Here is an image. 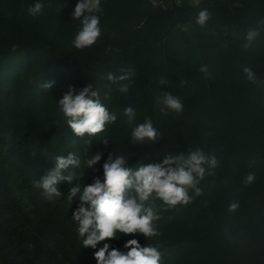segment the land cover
<instances>
[{
    "label": "trees",
    "instance_id": "obj_1",
    "mask_svg": "<svg viewBox=\"0 0 264 264\" xmlns=\"http://www.w3.org/2000/svg\"><path fill=\"white\" fill-rule=\"evenodd\" d=\"M36 2L0 0V264H97L94 252L104 243L127 252L131 239L155 247L161 264H264V60L244 49L248 30L264 35V0L173 10L148 0H100L101 12L92 14L101 34L84 49L72 45L82 27V18H73L78 0H39L44 7L33 18L27 7ZM204 9L210 18L201 26L196 20ZM186 24L194 29L190 40L170 49L168 39ZM122 70H131L129 79H107ZM49 81L51 89L41 87ZM88 84L116 119L78 137L58 101L69 86ZM165 92L180 98L181 112H161ZM127 107L135 111L131 122ZM146 117L158 138L133 142L132 131ZM198 149L217 161L203 165L200 195L188 189L191 201L175 207L155 194L143 202L159 217L152 221L157 235L118 233L96 249L83 246L73 220L79 194L67 201L71 187L79 184L82 192L96 178L103 182L110 158L123 157L136 170ZM69 152L81 164L63 173L74 175L72 183L61 182V196L49 200L34 184ZM96 153L101 159L88 167ZM132 197L135 187L126 188L124 198Z\"/></svg>",
    "mask_w": 264,
    "mask_h": 264
},
{
    "label": "clouds",
    "instance_id": "obj_2",
    "mask_svg": "<svg viewBox=\"0 0 264 264\" xmlns=\"http://www.w3.org/2000/svg\"><path fill=\"white\" fill-rule=\"evenodd\" d=\"M193 4L198 6L200 0H193ZM43 4L37 0L34 4H29L27 13L29 16L37 17L43 9ZM101 12L100 0H78L75 5L73 18L81 19V29L72 40V45L76 49L87 48L100 37L99 16L92 13ZM85 13H89L85 15ZM210 18L206 9L198 13L196 23L203 26ZM255 29L248 30L244 47L250 46L257 37ZM123 75L116 76L108 74L107 79L112 83L124 81L132 75L131 70H122ZM200 71L207 73L206 66H201ZM244 72L249 80L254 79L251 69L245 68ZM54 81L45 82L41 85L44 89H51ZM165 84L164 79L160 80ZM120 91L127 93L126 85L121 86ZM162 105L161 112L168 110L181 112L183 109L179 97L165 92L158 98ZM60 111L67 119L68 126L72 132L82 137L85 133L95 135L104 130L106 122L114 121L115 115H110L106 107L100 103L98 93L93 91L92 85L88 84L77 90L69 86L68 90L58 101ZM124 114L131 122L135 117L132 107H127ZM133 142L155 141L158 138L156 129L152 126L150 118H145L143 124L138 125L132 131ZM107 145L108 141H104ZM101 153H96L86 161L88 167H93L101 159ZM81 164L80 157L72 152L55 157V164L46 171L34 186L42 189L44 196L51 200L53 197H60L61 191L58 185L61 182L71 184L74 175L63 173L70 168H78ZM126 161L123 157L111 158L103 165L104 181L98 178L90 185L81 187L77 184L68 190L67 201L71 205L74 198L79 194V203L73 212V220L78 223V234L83 238L82 243L85 248L96 249L98 243L117 238L118 233L123 234H143L145 237L157 235L152 226V221L159 217L151 208H145L143 202L147 201L153 194L161 199L166 205L175 207L178 204H188L192 197L188 194V189H193L196 195H200L201 189L197 187L200 180L204 178L205 167L217 166L214 156H206L201 150L191 151L185 157L166 156L162 163L155 165L141 166L136 170L125 167ZM254 175L249 174L247 183L254 180ZM135 187L137 197L125 199L126 188ZM139 201V202H138ZM237 207L236 204L230 206L231 210ZM127 252L119 249H110L108 243L94 252L97 264H161V253L151 246H141L136 239L128 240L124 244Z\"/></svg>",
    "mask_w": 264,
    "mask_h": 264
},
{
    "label": "rangeland",
    "instance_id": "obj_3",
    "mask_svg": "<svg viewBox=\"0 0 264 264\" xmlns=\"http://www.w3.org/2000/svg\"><path fill=\"white\" fill-rule=\"evenodd\" d=\"M149 1V0H148ZM213 1L210 5H213ZM206 6V5H205ZM194 29L192 28V24L180 25L173 32V35L167 41V45L170 49L176 48L188 40H190ZM247 43L245 41L244 45ZM245 52L248 57L254 59L264 60V35L257 36L248 47H244Z\"/></svg>",
    "mask_w": 264,
    "mask_h": 264
},
{
    "label": "built area",
    "instance_id": "obj_4",
    "mask_svg": "<svg viewBox=\"0 0 264 264\" xmlns=\"http://www.w3.org/2000/svg\"><path fill=\"white\" fill-rule=\"evenodd\" d=\"M149 2L156 8H162L165 10H173L184 6L189 7H202L207 3H211L212 0H200V4L195 6L193 0H149Z\"/></svg>",
    "mask_w": 264,
    "mask_h": 264
}]
</instances>
